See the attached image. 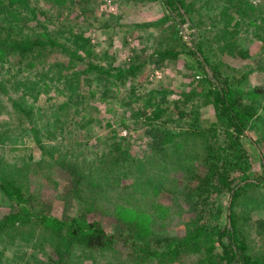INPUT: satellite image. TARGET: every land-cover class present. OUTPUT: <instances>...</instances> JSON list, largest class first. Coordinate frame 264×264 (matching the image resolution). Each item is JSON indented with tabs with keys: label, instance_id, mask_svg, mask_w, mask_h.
I'll return each instance as SVG.
<instances>
[{
	"label": "trees",
	"instance_id": "1",
	"mask_svg": "<svg viewBox=\"0 0 264 264\" xmlns=\"http://www.w3.org/2000/svg\"><path fill=\"white\" fill-rule=\"evenodd\" d=\"M160 1L175 10L172 14L176 21L187 17L190 23L194 21L190 14L192 7L184 0ZM88 2L44 0L57 10L66 9L65 15L62 12L54 15L56 27L50 28L46 18H41L45 9L38 5V0H0V103L8 100L11 106L6 117H0V145H8L12 150L25 149L27 136L45 152L40 167H33L34 164L24 161L25 157L12 160L0 153V197L10 205L0 217V244L13 242L7 236L24 243L32 238L47 241L57 256L56 264H67L65 260L72 247L85 243L108 247L119 240L134 250L133 259L138 263L173 264L190 253L198 255V264H264V218L255 219V225L244 226V213L236 211L241 196L264 184V140L246 134L247 130L256 133V126L264 122V85L252 88L244 85L250 72H264L262 7L251 5L248 0H225L221 5L223 23L212 34L219 53L250 57V46L241 48L238 41L245 31L248 42L251 36L259 44V52L253 54L258 57L257 64L240 69L239 78L238 68L226 73L220 62L212 66L204 46L209 44L196 41L193 49H186L203 75L198 84L171 100L163 88L139 90L135 78L146 62L138 60L137 51L125 67L114 66L111 61L105 63L106 53L92 59L96 52L90 48V38L81 28L76 29L79 22L74 16L68 19L72 4L79 5L73 15L83 19L81 9H90ZM229 8L233 10L229 12ZM239 16L248 19L252 28L244 27L239 33ZM171 31L163 36L168 44L159 47V58H153L154 62L176 56L185 48L180 35L174 29ZM55 50L66 56L67 64L49 62ZM12 56H17L18 66L14 68L9 62L6 68L5 62ZM36 63L42 68L16 77L17 71L30 69ZM207 67L212 69L210 73ZM91 80L98 85L91 87ZM47 81L60 82L56 86L67 89V92L58 90L66 93L67 98L55 105L49 103L52 106L49 119L41 115L37 96L32 92ZM127 81L130 85L120 95L119 89L127 87ZM201 84L205 87H199ZM91 100L105 103L106 110L114 111L111 104L126 107L117 121L124 127H128L127 120L144 125L150 137L144 148L133 151L127 137L111 129L106 136L113 140L111 149L93 156L80 151L87 139L81 138L82 134L75 136L70 121L64 117L70 107L79 113L86 112V107H94L98 113V105L91 104ZM208 104L213 109L211 118L200 111ZM259 108L263 111L259 112ZM168 121L174 122L173 127L166 125ZM247 135L262 167L259 175L252 176L249 170V154L244 146ZM47 139L55 140V144L45 142ZM63 141L68 142V147ZM43 167L48 172L55 168L65 171L67 180L61 199L68 206L70 201L76 203L75 215L68 214L66 218L43 212L39 197L33 193L37 187L31 180V175ZM110 189L114 190L112 197L117 205L113 210L117 218L113 232H107L99 221L86 215L94 211L91 208L98 204L96 198H108L106 193ZM82 206L86 210L83 214L77 212ZM131 209L138 210L139 220ZM158 211L165 214L159 216ZM177 215L184 228L182 234L171 233L165 227L151 229L157 218L166 222L170 218L172 222ZM33 218L35 225L27 226ZM25 228L33 232L22 236ZM252 234L258 236L259 242ZM1 254L2 248L0 262L4 258ZM44 256L45 260L39 257L41 264H49L52 254ZM8 258L17 264L15 256ZM20 264L35 263L24 259Z\"/></svg>",
	"mask_w": 264,
	"mask_h": 264
},
{
	"label": "rangeland",
	"instance_id": "2",
	"mask_svg": "<svg viewBox=\"0 0 264 264\" xmlns=\"http://www.w3.org/2000/svg\"><path fill=\"white\" fill-rule=\"evenodd\" d=\"M184 1L192 7L190 14L194 17V21L191 23L189 19H187V15H185V17H187L186 20L176 21L172 14L175 10H170L168 6L164 5L160 0H90V2H88L90 9H81L84 13L83 19L73 15L77 12V7H79V5L76 7L74 4H72L69 9L68 19L74 16V19L79 22V26H77L76 29L81 28L85 32V35L90 38V48L93 50V53L96 52V55L92 56L93 60H97L99 54L106 53L108 58L103 60L105 63L111 61L114 66L125 67L127 62H129V57L134 55L137 51L139 55L138 60H144L146 62L143 69L138 72L135 78L139 90H141V88L144 90L151 87L163 88L166 90L167 97L171 100L177 98L184 90H188L192 86L198 84L197 81L199 77L203 75L201 69L196 66V62L190 52L186 49L187 47L193 49L196 41L198 42L201 40L202 44H209V47L206 45L204 46L209 61L213 63L212 66H216V63L220 62L221 69H224L226 73L232 69L238 68L236 76L239 78L242 74V70L240 69H244L248 66H255L257 64L258 57L256 54L253 56V54L259 52V44L251 36V41L248 42L246 39L248 36L245 35V31H242V37H238V41L240 40V47L246 45L247 48V46H250V57H241L239 54L233 56L226 52H218L217 41L212 34L217 26L223 23L221 21V5L225 0ZM248 1L251 5L262 7V14L264 15V0ZM38 5L45 9V13L41 15V18H46L50 28L56 27L54 24V15L57 12H62L60 13L61 15H65L66 13V9L61 11L57 10L54 6L50 7L49 4L44 3V0H38ZM227 10L230 12L233 9L229 8ZM239 18V33H241L244 27L247 28V30L252 28V24H249L248 19H244L240 16ZM173 29L177 33V36L180 35V43L183 42L186 44L185 48L183 51L177 53L176 56H168L157 63L154 62L153 58H159L157 54L158 51L161 50L160 48L168 44L163 36L172 33L171 30ZM170 41L174 42L173 40ZM81 54H85V52L81 51ZM17 60V56H12L8 62H5L6 68L7 65L9 66V62L12 63V67L16 68L18 66ZM53 61L63 64L68 63L66 56H63L57 50L50 54L49 62ZM3 68L5 69V67ZM40 68H42L41 65L36 63L32 68L17 71L15 74L16 77H21L27 73L32 74L35 70ZM207 71L210 73L212 69L207 67ZM29 78L35 77L30 76ZM98 82L100 81L98 80ZM58 83L60 82L50 84L47 81L45 85L32 91L33 94L37 96V104L40 107V113L45 119L51 118L50 107L52 106H50L49 103L55 105L67 98L65 92V95L62 94L63 91L67 92V89L61 85L56 86ZM84 84L83 82L82 84L80 83L85 90L86 87H84ZM259 84L264 85V72L262 71L254 70L244 79L245 87L252 88L254 85ZM96 85H98L97 81L91 80L90 86L96 87ZM129 85L130 81H127V87H120L119 94L124 95ZM201 86L205 87L203 84L199 85V87ZM97 94L98 93H96L95 96H97ZM244 100L247 99L244 98ZM9 103L8 100H4L3 103H0V117H6V112L11 107ZM90 103L97 104L98 110L100 111L96 113L94 107H86V112L79 113L78 111H73V108L70 107L68 108V115L64 117L70 121V127L72 126V128H69L75 136L82 134L81 138L87 139L81 144L80 151H86L89 155L93 156L96 152L99 155L102 151L111 149V142L113 140L110 137L106 138V136L110 134L111 129L117 130L119 135L126 136L127 142L131 144L130 147L133 151L144 148L150 139L147 132H145V126L134 123L132 120H127L126 124L128 127H124L122 124L119 125L117 121L123 114V108L126 107L119 106L118 104H111L115 108L114 111H112L106 110V104L103 102L91 100ZM200 111L207 118L213 116V109L209 104L202 106ZM262 111L263 109L259 108V112ZM83 114L85 116H83ZM91 117H93V119ZM107 121L111 124H107ZM166 125L173 127L174 122L168 121ZM256 127V133L252 130H247L246 134L252 137L261 136L264 140V122L258 124ZM248 135L245 137L244 146L249 154V170L252 176L259 175L262 167L251 142L247 139ZM97 136L100 137L98 138ZM24 141L27 144V148L12 150L8 145H0V153H3L6 158L12 160L25 157L24 161L31 162L34 164L33 167H40L43 165L45 152L42 153V150L37 147L30 137H24ZM45 142L55 144V140L52 139H47ZM62 143L65 147H68L67 141H63ZM62 148L65 149L64 147ZM262 148L264 149L263 145ZM31 180L32 185L37 187L33 193L39 197L43 212L48 211L58 216H66V218H68V214L70 216L75 215L76 203L70 201L68 206V204L66 205L64 200L61 199L62 190L67 180V174L63 169L55 168L48 172L43 167L42 169H38L35 174L33 173L31 175ZM123 180L129 181L127 178ZM257 189L258 190H255L253 187L252 190H248L243 197L241 196V200L236 206L237 212L244 213V226L255 225L253 223L255 219L264 218V207L261 208L262 201L264 200V193H261L262 191L264 192V184ZM113 193L114 190L110 189L106 193L108 198L95 197L98 204L91 208V210L94 211L86 213L87 216L89 215L95 218L96 221H99L107 232H113L117 225V218L113 214V210L115 206H117L114 203L116 199L112 197ZM222 202L225 203L224 196ZM9 209V203L4 198L0 197V217ZM131 210L132 215L139 220L138 218L140 217L137 215L138 210ZM173 210H175V207ZM140 211L145 212L142 210ZM77 212L83 214L86 210L84 206H82ZM157 214L163 216L165 212L158 211ZM166 216L164 218H166ZM169 221L170 218L167 219V222L166 219L162 221L157 218L156 221L151 224V229L155 230V228H158L164 230L163 227H165V229L171 233H183L184 228L182 227V221L179 219V215L175 216L172 222ZM35 223L36 219L33 218L27 226H34ZM251 229H253V227H251ZM28 232L32 233L33 230L25 228L23 232H21L22 236ZM251 236L259 242L258 236L254 234ZM7 238L12 239L13 242L0 244L3 253L1 255L4 257L0 264H14L8 258L11 256H15L17 264H20L24 259L29 260L31 263L41 264L39 257L45 260L46 257L44 255L51 254L52 260H50L49 264H56L55 259L57 256L53 254L54 251L51 248L52 246L47 241L40 242L36 238H32L28 243H24L16 238L8 236ZM85 244H80L78 247H72L68 250V257L65 260L67 264H156V261L136 262L133 259L134 250L129 248V245L123 243L121 240L117 241L114 245L109 244L108 247L97 245L89 246ZM44 252L46 253L44 254ZM197 257L198 255L189 253L188 255H183L176 259L173 264H198ZM6 259H8V261Z\"/></svg>",
	"mask_w": 264,
	"mask_h": 264
}]
</instances>
